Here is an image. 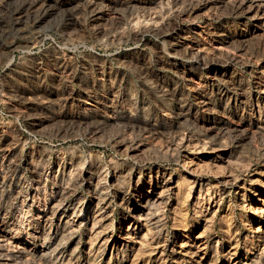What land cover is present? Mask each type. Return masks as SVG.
Listing matches in <instances>:
<instances>
[{"label":"rangeland","instance_id":"obj_1","mask_svg":"<svg viewBox=\"0 0 264 264\" xmlns=\"http://www.w3.org/2000/svg\"><path fill=\"white\" fill-rule=\"evenodd\" d=\"M0 264H264V0H0Z\"/></svg>","mask_w":264,"mask_h":264},{"label":"bare ground","instance_id":"obj_2","mask_svg":"<svg viewBox=\"0 0 264 264\" xmlns=\"http://www.w3.org/2000/svg\"><path fill=\"white\" fill-rule=\"evenodd\" d=\"M121 10V9H120ZM74 24V23H73ZM76 27V26H75ZM75 33V32H74ZM164 33V32H163ZM166 33V32H165ZM97 39V38H96ZM114 40V39H113ZM176 49V48H175ZM198 50V49H197ZM208 50V49H207ZM196 51V50H195ZM199 53V52H198ZM199 55V54H198ZM200 59H199V61H198V63H199V65L200 64H203V65H205V62H204V58H203V56L202 55H200V57H199ZM58 61V60H57ZM185 62V61H184ZM60 63V62H59ZM65 63V62H64ZM197 63V64H198ZM212 65H214V63H211ZM61 65V64H60ZM67 65V64H66ZM189 66L191 65V63L190 64H188ZM70 67V66H69ZM204 67V66H203ZM212 68V67H211ZM64 69H65V67H64ZM190 69V68H189ZM80 70V69H79ZM83 71V70H82ZM69 76V75H68ZM96 81V80H95ZM65 82V81H64ZM84 88V87H83ZM86 89V88H85ZM182 89V88H181ZM12 91V90H11ZM37 92V91H36ZM59 96V95H58ZM56 98V97H55ZM34 101V100H33ZM62 103V102H61ZM134 111V110H133ZM54 112V111H53ZM44 114V113H43ZM19 115V114H18ZM99 115V114H98ZM59 116V115H58ZM77 116V115H76ZM100 116H105V115H100ZM75 117V116H74ZM87 117V116H86ZM86 117H83V119H85L87 122H89V120H90V118H86ZM90 117V116H89ZM93 117H95V116H93ZM98 117V116H97ZM29 118V117H28ZM45 118H46V116H45ZM105 118H106V116H105ZM46 119H48V118H46ZM97 119V118H96ZM95 119V120H96ZM101 119H103V118H101ZM44 120V119H43ZM54 120V117L53 118H49V120H47V121H53ZM77 120H79V119H77ZM80 121V120H79ZM97 121H98V119H97ZM101 121V120H100ZM103 121H104V119H103ZM118 121V120H117ZM28 122V121H27ZM87 122H85V123H87ZM33 123H34V121H33ZM78 123V122H77ZM82 123V122H81ZM93 123V122H92ZM95 123H96V121H95ZM98 123V122H97ZM96 123V124H97ZM101 123V122H100ZM99 123V124H100ZM38 124V123H37ZM47 124V123H46ZM51 124H52V122H51ZM88 124V123H87ZM27 125H29V124H27ZM41 125V124H40ZM44 125V124H43ZM104 125V124H103ZM38 126V125H37ZM47 126V125H46ZM60 126V125H59ZM68 126V125H67ZM78 126V125H77ZM81 126V125H80ZM94 126V125H93ZM98 126V125H97ZM29 127V126H28ZM90 127V126H89ZM112 126L110 125V126H101V125H99L98 126V130H99V133L101 134V135H107V133H108V131H109V129L111 128ZM38 128V127H37ZM37 128H34V130H36ZM39 128H41V127H39ZM38 128V129H39ZM43 128V127H42ZM32 130V129H31ZM33 130V131H34ZM40 130V129H39ZM42 130H44V129H42ZM42 130H40V131H42ZM77 130V129H76ZM91 130V129H90ZM94 130V129H93ZM91 131V132H93V134H94V131ZM96 130V129H95ZM137 130V129H136ZM40 131H38V132H40ZM45 131V130H44ZM46 131H47V128H46ZM110 131H112V130H110ZM118 131V130H117ZM175 131V130H174ZM69 133H68V135L67 136H74V135H78L79 136V134H77L78 133V131H75L74 129H71L70 131H68ZM87 132V131H86ZM43 133V132H42ZM66 133V132H65ZM83 135V134H82ZM85 135V134H84ZM88 135H90V134H88ZM97 135L98 134H95V136L97 137ZM115 135V134H114ZM92 136V135H91ZM110 136V135H109ZM65 137V136H64ZM76 137V136H75ZM102 137V136H101ZM105 137V136H104ZM123 137V136H122ZM97 138H99V137H97ZM68 139V138H67ZM133 140V139H132ZM11 141V140H10ZM108 141V140H107ZM117 141H119V140H117ZM117 144V143H116ZM123 146H125V145H123ZM128 147V146H127ZM148 147V146H147ZM134 148V147H133ZM156 148V147H155ZM122 149V148H121ZM130 149V148H129ZM142 149V148H141ZM146 149V148H145ZM123 150V149H122ZM126 150H127V148H126ZM170 152V151H169ZM155 153H156V150H155ZM125 154V153H124ZM144 154V153H143ZM47 156V155H46ZM142 157V156H141ZM149 158V157H148ZM154 158V157H153ZM2 160V159H1ZM112 160V159H111ZM136 160V159H135ZM110 164V163H109ZM102 165V164H101ZM122 165V164H121ZM92 166V165H91ZM105 166V165H104ZM111 166V165H110ZM30 167L32 168V166L30 165ZM35 167V166H34ZM102 167L103 166H97V167H95V168H93V169H88L87 170V168H86V170L88 171L87 172V176L88 177H86V179H89V181H90V184L89 183H87V184H89L91 187H90V190H91V194H92V197H93V201L95 202L96 201V203H97V205H99L100 206V209L101 208H104V206L106 205V203L107 202H109L108 200L110 199V197H112V195L110 194V191H109V187H112V188H114V189H116V191L118 192V193H116L117 195H119V194H124L125 192H123V190H122V188H121V185H120V182H118V180L119 179H117L118 178V176H116V175H114L108 182H107V180H106V182H105V180H104V182H102V181H99V180H94V182H93V180H91L90 178H92V177H90V175L91 174H93V176H95L96 174L98 175L99 173H100V171L102 170ZM111 167H113V166H111ZM37 168V167H36ZM91 168V167H90ZM107 168V167H106ZM137 168V167H136ZM213 168V167H212ZM12 169V168H11ZM85 169V168H84ZM104 169H105V167H104ZM199 169V168H198ZM207 169V168H206ZM81 170V169H80ZM85 170V171H86ZM127 170V169H126ZM208 170V169H207ZM84 171V170H83ZM110 171V170H109ZM194 171H195V169H194ZM102 172V171H101ZM112 172H114V171H112ZM2 173V172H1ZM7 173V172H6ZM104 173V172H103ZM110 173V172H109ZM118 173V172H117ZM141 173H142V171H141ZM162 173V172H161ZM37 174V173H36ZM116 174V173H115ZM142 174H144V173H142ZM81 175V174H80ZM79 175V176H80ZM96 175V176H97ZM113 175V174H112ZM189 175L191 176V177H193V178H196L197 176L195 175V173L193 172V170H191L190 171V173H189ZM4 176V175H3ZM92 176V175H91ZM95 176V177H96ZM109 176V175H108ZM144 176V175H143ZM167 176V175H166ZM98 177H99V175H98ZM97 177V178H98ZM101 177H103V174H102V176ZM162 177H163V179H164V181H165V183L163 184V186L161 185V186H159V184L157 185V187L155 188V190H154V192L156 191V189H160V191L162 192V193H166V194H168V192H165V191H172V190H178L179 191V189H180V177H178V178H176V179H174V180H172L171 179V177H169V178H165V175H164V173H163V175H162ZM161 177V178H162ZM40 177H38V179H39ZM76 178V177H75ZM81 178V177H80ZM100 178V177H99ZM110 178V177H109ZM51 179V178H50ZM132 179V178H131ZM149 179V178H148ZM158 179V178H157ZM14 180V179H13ZM83 180V179H82ZM190 180V179H189ZM39 181V180H38ZM80 181V180H79ZM163 181V180H162ZM83 182V181H82ZM87 182V181H86ZM162 183V182H161ZM73 184V183H72ZM157 184V183H156ZM187 184V183H186ZM74 185V184H73ZM86 185V184H85ZM72 186V185H71ZM153 187V186H152ZM151 187V188H152ZM63 190V189H62ZM111 190V189H110ZM147 190H148V187H147ZM112 191V193H113V190H111ZM115 191V192H116ZM65 192V191H64ZM140 192V191H139ZM153 192V190H149V192L148 193H152ZM69 193V192H68ZM158 193V192H157ZM156 193V194H157ZM126 194H127V191H126ZM126 194H125V196H126ZM144 194V193H143ZM160 195H161V193L159 194H157L156 195V197H154L155 195H153L152 194V196H147V197H149L150 199H149V201H147L148 199L145 197V199H146V201L148 202L147 204H144V205H142L141 203V205L140 204H138V205H140L141 206V209L139 210V212L140 213H138L137 215H136V220L135 221H138V222H143V221H146V219H147V217L149 216V214L150 215H152L150 212L151 211H158L159 209H153L154 207H157L156 206V204H158V201L160 200ZM165 195V194H164ZM163 195V196H164ZM114 196V195H113ZM11 198V197H10ZM126 198V197H125ZM139 198H141V197H139ZM138 198V199H139ZM162 198V197H161ZM122 199V198H121ZM54 200V199H53ZM112 200V199H111ZM61 201V200H60ZM59 201V202H60ZM142 201V200H141ZM145 201V200H144ZM160 201H162V200H160ZM159 201V202H160ZM93 202V203H94ZM95 203V204H96ZM144 203V202H143ZM54 204V203H53ZM56 204V203H55ZM54 204V205H55ZM60 204H63L62 202L60 203ZM77 204V203H76ZM58 205V203L56 204V206ZM96 205V206H97ZM164 205V204H163ZM62 206H64V205H58V208H60V207H62ZM66 206V205H65ZM71 206V205H70ZM79 206V205H78ZM109 206V205H108ZM159 206H160V203H159ZM95 207V206H94ZM49 208H51V207H49ZM55 208H57V207H55ZM54 208V209H55ZM68 208V207H67ZM91 208V207H90ZM86 209H87V207H86ZM94 209V208H93ZM100 209H98V210H100ZM136 209H138V208H136ZM60 210V209H59ZM66 210V209H65ZM97 210V209H96ZM106 210V209H105ZM50 211V210H49ZM54 211V210H53ZM52 211V212H53ZM65 212V211H64ZM90 212V211H89ZM97 212V211H96ZM102 212V211H101ZM105 211H103V213H104ZM258 212V211H257ZM91 213V212H90ZM93 213H95V212H92V214ZM103 213H101V214H103ZM107 213V212H106ZM105 213V214H106ZM155 213H157V212H155ZM100 214V215H101ZM105 214H103V215H105ZM158 214V213H157ZM156 214V215H157ZM47 215V214H46ZM72 215V214H71ZM103 215H101V216H103ZM155 215V214H154ZM256 215V214H255ZM74 216V215H73ZM88 216H89V214H87V212H86V210H85V207H83L82 209H80V210H78V213H77V215H76V219L77 220H82V219H87L88 218ZM95 216H99V215H95ZM95 216H93V217H95ZM107 216V215H106ZM153 216V215H152ZM39 217V216H38ZM67 217V216H66ZM92 217V218H93ZM105 217V216H104ZM45 218V217H44ZM43 218V219H44ZM153 218V217H152ZM91 219V218H90ZM94 219V218H93ZM105 219V218H104ZM64 220V219H63ZM83 222V221H82ZM148 222V221H147ZM78 223V222H77ZM144 223V222H143ZM76 224V223H75ZM81 224V223H80ZM129 225V224H128ZM135 226V225H134ZM133 226V227H134ZM142 226V225H141ZM144 226H146V225H144ZM129 227V226H128ZM138 228V227H137ZM73 229V228H72ZM106 231V230H105ZM70 232V231H69ZM100 235V234H99ZM125 235V234H124ZM146 236V235H145ZM70 237V236H69ZM45 243V242H44ZM4 245V244H3ZM53 248V247H52ZM13 254V253H12ZM7 257V256H6ZM16 257V256H15ZM6 259V258H5ZM12 260V259H11Z\"/></svg>","mask_w":264,"mask_h":264}]
</instances>
